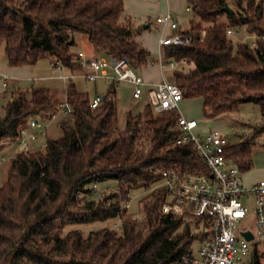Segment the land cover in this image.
Masks as SVG:
<instances>
[{"label":"trees","instance_id":"trees-1","mask_svg":"<svg viewBox=\"0 0 264 264\" xmlns=\"http://www.w3.org/2000/svg\"><path fill=\"white\" fill-rule=\"evenodd\" d=\"M187 3L194 19L177 33L191 43L166 46L164 59L192 69L174 71L172 83L183 99L202 101L205 118L236 113L243 104L258 106L261 124L224 150L228 162L248 172L256 139L264 135V0H236L238 11L231 15L224 11L226 0ZM122 8L123 0H0V46L7 66L49 58L75 71L77 35L86 36L100 55L124 58L134 71L148 66L150 54L135 44L132 30L118 24ZM222 17L226 24L219 22ZM241 28L252 43L227 35ZM116 85L110 82L92 109L88 93L69 82L65 103L72 114L71 121L59 124L62 136L48 139L42 151L20 152L8 162L0 186V264H192L194 245L197 253L205 234L194 218L161 214L167 194L159 171L197 174L206 167L191 144L176 143V110L154 114L147 105L151 114L144 127L139 116L127 113L120 131ZM59 110L46 88L13 92L0 118V152L16 146L31 120H51ZM136 191L144 194L138 200L144 226L125 220L118 231L86 237L78 230L65 232L123 219L124 205ZM262 257L254 250L249 264H260Z\"/></svg>","mask_w":264,"mask_h":264},{"label":"built area","instance_id":"built-area-1","mask_svg":"<svg viewBox=\"0 0 264 264\" xmlns=\"http://www.w3.org/2000/svg\"><path fill=\"white\" fill-rule=\"evenodd\" d=\"M190 10L188 6L186 11ZM161 23L169 25L174 31L178 28L169 14L161 18ZM234 34L233 31L227 30V35ZM203 37L202 32L200 38ZM190 43V37L174 33L162 38L159 45L165 47ZM72 62L82 73H70V76L65 78L71 80L79 76L89 83L97 80L116 84L129 83L133 86L132 99L142 100L145 97L154 114L178 111L179 103L183 100L181 90L174 83L161 81L153 86L148 85L124 58L88 56L82 51H77ZM51 67L57 71L62 69L59 64L51 63ZM6 83L7 78L2 77L4 87ZM101 102L102 97L95 96L91 99L90 107L95 109ZM59 108V111L67 116L72 114L66 103L59 105ZM176 126L180 132L176 143L191 144L201 157L206 172L182 174L165 169L159 171L162 186L167 194L161 214L177 218L191 217L199 222V227L205 234V241L192 259V264H245L246 257H250L256 250L250 245L257 242L264 245V179L249 188L243 185L239 169L225 158L224 150L228 142L220 132L209 130L203 135L197 134L195 131L199 126L198 121L185 118L181 114L177 118ZM28 127L34 132L26 134V131H23L12 151L0 156V164L10 161L20 152L34 151L31 142L39 134L44 135L46 127L38 120H31ZM124 208L128 211L130 202H126ZM245 232L251 233L250 241L243 236Z\"/></svg>","mask_w":264,"mask_h":264},{"label":"rangeland","instance_id":"rangeland-1","mask_svg":"<svg viewBox=\"0 0 264 264\" xmlns=\"http://www.w3.org/2000/svg\"><path fill=\"white\" fill-rule=\"evenodd\" d=\"M242 5L245 6L246 3L243 2ZM184 8L185 7H183L182 19L186 23H189L191 20L194 19V17L192 13L190 14L185 13ZM229 8H231L233 12L238 11L236 0L235 3L233 2L231 6H229ZM219 22L222 24L227 23L225 17L220 18ZM231 39L234 42L242 41L246 43H252L254 41V38L248 35L242 28L236 34L231 36ZM77 50H82V52H84L86 55H89L94 51L92 46L88 43L86 36L84 35L76 36V44L72 48V52H74L75 54ZM149 58L154 62V65L156 63V65L158 66V62H159L158 56L150 54ZM6 63L7 60L3 51V46H0V66L6 65ZM168 63L169 61H165L164 66L168 68L167 70L169 74V70L172 71V67H170ZM181 64L182 65L178 68V71L180 72L187 73L192 69V65H187L183 62ZM61 70L60 71L54 70L52 72V75L58 77V74L60 75L62 72L63 73L67 72L65 69H61ZM77 70L79 71V68L76 69L75 71ZM135 73L138 74L137 70H135ZM167 80L168 82H170V76H167ZM73 81L79 83V79H74ZM172 82H174V79ZM51 83H52L51 87L54 89L53 91H55L57 94L55 98L58 101L63 100L64 99L63 89L65 85L64 82L62 80L55 79ZM34 84L35 86H39L42 85L43 83L35 82ZM15 86L16 85L14 83L8 82L7 88L4 89V92L0 93V118L4 116L5 113L4 107L8 103L11 94L18 89L20 91H26L31 87V82H22V84L18 86L19 88H15ZM84 86H85L84 89L88 91L87 93L89 97L94 98L95 90L97 91V94L99 96L101 97L104 96V94L108 90L109 83L103 80H99L95 84L87 83ZM132 90H133V86L126 82H121L116 85V96L114 100L117 108V120H118L117 127L120 131H122L125 127V120L127 113H131L134 117L139 116L141 118L142 127H144L145 121L148 119L149 114H151V111L147 106L148 104L146 103L145 97L142 100H133ZM178 112L186 117L192 116L198 121V123H200V128H198L195 131V133L203 135V133H205L206 131L216 130L226 138L228 144H235L240 141L241 136H248L252 134L255 127L259 126L262 122L260 118L259 108L258 106L253 104L240 105L239 110L236 113L211 119V118H205L203 116L202 103L200 99H184L180 103ZM64 120L71 121V117L63 114L62 111H58V113L53 119L43 122L47 132L46 140L48 139L55 140L62 136V132L59 124ZM43 140L44 139H42V141ZM256 142L258 146L255 147L252 151V160L254 166L250 171L241 173V177L243 179V185L246 188L252 186L253 183L256 181L255 176L259 174V170L260 171L262 170V172H264V135L256 139ZM2 154H4V152H0V156ZM8 162L9 161L0 164V186L3 185L6 179V171L9 165ZM160 186H162V182L160 183ZM143 195H141V192L139 191L134 192L130 202V209L127 211L126 216L121 220L110 219L104 222H93V223L81 224L77 226H70L67 227L65 232L70 230L71 231L78 230L79 232H81L83 237H86L89 235L90 232H94V231H105V230L118 231L120 227V221L123 222L125 220L134 221L137 225L144 226L142 207L138 201L139 197ZM185 219L187 218L185 217ZM190 225L191 227L196 228V226H194V223H190ZM251 230L254 229L251 228ZM254 244L255 243H252L250 247L252 248L253 245L259 254H264V245H262L261 242H257L255 244L256 246ZM198 246L199 245L195 243L194 245L195 256L197 255L196 251L198 249ZM249 263H250V257H246L245 264H249ZM260 264H264V257L260 259Z\"/></svg>","mask_w":264,"mask_h":264},{"label":"crops","instance_id":"crops-1","mask_svg":"<svg viewBox=\"0 0 264 264\" xmlns=\"http://www.w3.org/2000/svg\"><path fill=\"white\" fill-rule=\"evenodd\" d=\"M226 2L228 6H231L233 2L235 3V0L234 1L226 0ZM183 7H185L184 8L185 13H188V14L191 13V10L189 12L186 11V8L188 7L187 0H123L122 12L118 19L119 26L132 30L133 39H134L135 44L139 48L145 49L149 54L158 56V59H159L158 66L156 65V63L154 65V62H153L149 64L148 66L137 69V72L139 74L137 75L141 77L143 81L148 85L153 86L161 81L168 82L167 76H170V82H172L174 71H177L178 68L182 65L181 63L173 64L172 62L169 61L168 64L170 65V67H172V71L169 70V74H168V70H167L168 68L164 66L165 61H168L164 59V53H165L164 50L166 46L165 47L160 46L159 42L162 38H165L169 35L177 33L178 30H185L189 27V23H186L182 19ZM165 14H169L172 20L177 24L178 28L176 31L171 30L169 25H164L161 23V18ZM77 51H82V50H77ZM96 55H100V54L93 51L88 56H96ZM54 70L55 69L51 67V62L49 58L41 59L32 66H25V67H19V68L8 67L7 63L6 65H1L0 66V93L4 92V89L7 88L8 82L14 83L16 85L15 88H19L18 86L22 84V82H31V86L33 87H40V88L48 89L50 92L52 101L57 105H61L66 102L65 90L69 82L74 83L78 91L85 92V93L88 92L86 89H84L85 87L84 85L89 82L85 81L81 77L78 76L71 80L68 78H65V77L70 76V73H74L75 75H81L82 71L77 70L78 71L77 72V71H70V70L65 69L67 72L65 73L62 72L60 75L58 74V77H55L52 75V72ZM2 77H6L7 80H9L7 81L5 87L2 84ZM55 79L62 80L65 84L64 89H63L64 99L61 101H58L55 98L57 94L55 91H53L54 89L51 87L52 86L51 82H53V80ZM74 79H79V83L74 82L73 81ZM35 82H39V83L41 82L43 84L39 86H35L34 84ZM96 82H94L93 84H95ZM94 96H99L96 90H95ZM180 103H179V106H180ZM202 113H203V106H202ZM184 117L188 119H195L192 116H189V117L184 116ZM198 128H200V123H199ZM33 132L34 130L32 128L27 127L26 134H31ZM41 138L44 140L42 141ZM46 139H47L46 131L44 135L39 134L37 138L33 142H31V145L34 148V150H39V151L42 150L46 144V141H47ZM11 151H12V146L5 148L1 152H4V154L2 155H5ZM255 178H256L255 179L256 181L254 183L264 179V172H262V170L261 171L259 170V174L255 176Z\"/></svg>","mask_w":264,"mask_h":264},{"label":"water","instance_id":"water-1","mask_svg":"<svg viewBox=\"0 0 264 264\" xmlns=\"http://www.w3.org/2000/svg\"><path fill=\"white\" fill-rule=\"evenodd\" d=\"M224 11H225L228 15H231V14L233 13L232 9L229 8V6H227V5L225 6ZM102 98L104 99V96H103ZM243 236L245 237V239H246L247 241H250V240L252 239V235H251V233H249V232H245V233H243Z\"/></svg>","mask_w":264,"mask_h":264}]
</instances>
